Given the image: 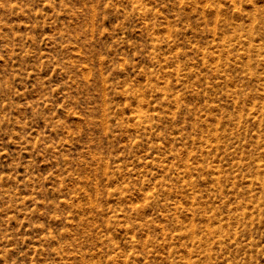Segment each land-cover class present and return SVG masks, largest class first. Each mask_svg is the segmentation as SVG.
<instances>
[{
	"label": "rangeland",
	"instance_id": "obj_1",
	"mask_svg": "<svg viewBox=\"0 0 264 264\" xmlns=\"http://www.w3.org/2000/svg\"><path fill=\"white\" fill-rule=\"evenodd\" d=\"M0 264H264V0H0Z\"/></svg>",
	"mask_w": 264,
	"mask_h": 264
}]
</instances>
